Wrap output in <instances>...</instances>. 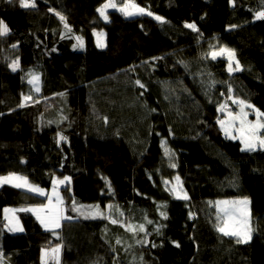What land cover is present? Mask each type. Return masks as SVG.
Instances as JSON below:
<instances>
[{
  "label": "trees",
  "instance_id": "16d2710c",
  "mask_svg": "<svg viewBox=\"0 0 264 264\" xmlns=\"http://www.w3.org/2000/svg\"><path fill=\"white\" fill-rule=\"evenodd\" d=\"M105 1L35 0L25 9L0 0L10 29L0 37V175L45 190L70 178L60 187L68 218L55 230L19 211L45 196L0 186V264H42V250L58 243L61 264H264V149L242 151L217 122L221 105L233 108L229 87L264 113V19L256 18L264 0H131L165 23L115 10L105 21L97 12ZM94 30L105 31L104 48ZM212 42L233 49L242 70L229 74L224 56L213 60ZM61 57L72 85L56 66ZM30 71L41 89L24 101ZM176 177L187 200L164 186ZM245 197L253 231L238 244L217 231L210 202ZM6 206L18 208L23 231L8 230ZM97 206L103 215L89 211Z\"/></svg>",
  "mask_w": 264,
  "mask_h": 264
},
{
  "label": "snow or ice",
  "instance_id": "6c2138e0",
  "mask_svg": "<svg viewBox=\"0 0 264 264\" xmlns=\"http://www.w3.org/2000/svg\"><path fill=\"white\" fill-rule=\"evenodd\" d=\"M230 3L233 2V0H229ZM119 3L122 6L118 7L117 0H107L106 3L102 4L100 7L97 8V12L99 15L105 20L108 21V15L106 14V10L109 8L117 9L121 12L122 15L125 17H131L136 15H148V16H154V19L157 20L160 23H165L163 17L159 15H154L151 11L147 10L144 7H139L135 3L125 2V0H119ZM20 7L28 9V8H35V0H19ZM50 11H54L53 9H50ZM60 21L64 23V27L66 29H69V25L66 22V17L62 15L59 12L55 13ZM257 19H264V11H261L257 13L256 16ZM186 28L191 29L192 31L196 32L198 31L197 26L195 23H185L184 25ZM235 27V26H232ZM10 32V29L8 25L3 21L0 20V37H3L7 35ZM77 40L80 41L79 46L83 47V43L80 40L79 37H77ZM98 46H103L102 44L98 43ZM12 47H15L13 45ZM75 47V45H74ZM217 56H226L228 60V72L229 74L233 72L241 71V65L239 61L236 59V53L233 49L227 48V47H220L219 51H213L211 53V58L215 60ZM234 65V66H233ZM9 67L12 69V71H16L19 67L18 60H13L12 63L9 65ZM29 75L31 76V79H29V83L34 86L35 91H39V75L34 72H29ZM136 84L139 85L141 88L144 87V85L137 80ZM229 98L233 100V103H236L240 106V112L238 114H233L232 112L228 113V119L227 120H218L217 122L221 125L222 130L225 131L227 135H229L232 139H240L241 143L243 144L242 151L248 150V151H255L256 148L259 146L260 148L264 149V132L261 130H264V120L261 119V117H264V113H261L257 110V121L255 123L249 121L247 119L248 113L245 111V108H253L251 104H247L244 100L233 98L231 96L232 89L229 87L228 89ZM24 101H27L31 99L29 96L23 97ZM23 106V104H21ZM224 105H221L218 111H223ZM239 121V127L236 128V132L238 135H233L231 132V129L235 127V122ZM59 135V134H58ZM60 140H66V137L59 136ZM170 151L166 149L165 155H170ZM170 167L175 168L176 165L174 163L170 164ZM65 182H70V178L65 176L63 180H56L53 179L52 181V196H55V204L52 203V196H48L49 204L43 206L44 208H47L48 211L41 216L39 214L38 209H29V208H22L19 211H31L34 214L37 215V219L40 221L41 225L45 228V230H54L61 227V221L63 219H66L64 216V209L60 206L62 204V198L59 196L57 192V188L60 184H64ZM177 182L179 184V178L177 177ZM9 183L12 184L16 188H26L29 192H35L38 193L41 196L48 195L44 189L40 188L39 186L32 185L26 177L18 176L15 174H9L8 176L0 177V184ZM167 183V182H166ZM173 192H176V189H172ZM181 194H177V199H184L187 200L188 196L186 193H182V188L180 189ZM249 204L250 201L247 197L241 199V200H234V201H218L216 202L218 213H223V217H220L218 215V219L227 218L224 219L223 226H220V224L216 225V229L218 232L222 233L224 236H233L237 237L236 243H247L251 239V233L253 229L248 226L249 220H250V210H249ZM73 210H77L75 207ZM6 212L10 210H5ZM90 212H94L100 215H103V213L98 212V206L95 209H90ZM161 216L165 219L167 218V215L165 212L161 211ZM149 224L152 223V221H147ZM112 223H117L116 220H112ZM231 223V226H230ZM19 222L16 221L15 227H10L9 231H23L22 228L19 226ZM131 229V226H130ZM139 231L144 232L145 228L144 225L139 226ZM157 231H159L157 229ZM146 242V241H137V243ZM119 243V241H117ZM155 247V245H152ZM179 246V245H177ZM51 252L53 254V257L56 259L57 264H59V254H60V246L58 245L56 248L51 249ZM42 255V260H43ZM0 259H2V253H0Z\"/></svg>",
  "mask_w": 264,
  "mask_h": 264
},
{
  "label": "rangeland",
  "instance_id": "374dc122",
  "mask_svg": "<svg viewBox=\"0 0 264 264\" xmlns=\"http://www.w3.org/2000/svg\"><path fill=\"white\" fill-rule=\"evenodd\" d=\"M107 1H105L104 3H106ZM125 2H130V3H135V2H133V1H131V0H125ZM103 3V4H104ZM117 3H118V7L119 6H122L120 3H119V0H117ZM136 5H138L139 7H144V8H146L147 10H149L147 7H145V6H143V5H140V4H138V3H135ZM111 10H115V11H118L117 9H112V8H109V9H107L106 10V14H108V12L109 11H111ZM150 11V10H149ZM118 12H120V11H118ZM121 13V12H120ZM154 15H158V14H156V13H154V12H152ZM136 16H140V15H136ZM160 16V15H159ZM131 17H134V16H131ZM151 17H153L154 18V16H151ZM162 17V16H161ZM157 21V20H156ZM93 35H94V38H95V44H96V46L98 47V48H104L105 47V44H106V36H105V31L104 30H94V32H93ZM98 43L99 44H102L103 46H98ZM221 46H218V44L217 43H215V42H212L211 44H210V54L213 52V51H219V48H220ZM218 57V56H217ZM226 59H227V57L226 56H224ZM66 58H58L57 59V61H56V66H57V68L63 73V75L67 78V80H68V83L70 84V85H72V84H74L75 82H74V78L71 76V75H68V74H66V73H64L63 72V69H62V67H61V63L65 60ZM234 66V65H233ZM39 75V74H38ZM39 78H40V75H39ZM29 79H31V76L29 75ZM29 81V80H28ZM29 85H30V90H29V93H28V96L29 97H33V96H36V94L39 92H37V91H35V89H34V86L32 85V84H30L29 83ZM39 89H41V80L39 79ZM234 98V97H233ZM229 100L231 101V103H232V107L233 108H228V107H224V110L223 111H221V115H220V117H219V119L218 120H227L228 119V113L229 112H232L233 114H238L239 112H240V106L238 105V104H236V103H233V100L232 99H230L229 98ZM246 102V101H245ZM247 104H251L252 106H253V108H245V111L248 113V116H247V119L249 120V121H251V122H253V123H255L256 121H257V115H256V112H257V110L259 111V112H261V113H263L259 108H257L254 104H252V103H249V102H246ZM261 119L262 120H264V117H261ZM219 124V123H218ZM219 126H220V128H221V125L219 124ZM239 127V121H236L235 122V127H233L232 129H231V132H232V134L233 135H238V133L236 132V128H238ZM221 130H222V128H221ZM262 131V130H261ZM222 132L226 135V136H228V137H230L229 135H227L226 133H225V131L224 130H222ZM231 138V137H230ZM237 140H239L240 141V139H237ZM240 143H241V141H240ZM241 146H242V148H243V144L241 143ZM162 147H163V150H164V153H165V151H166V149L167 150H169L167 147H166V145H165V142L164 141H162ZM257 148H260L259 146L257 147ZM256 148V149H257ZM170 151V150H169ZM170 155H165L168 159H171V157H172V152L170 151ZM11 174H15V175H18V176H23V175H21V174H17V173H11ZM8 175V174H7ZM4 175H0V177H3ZM23 177H25V176H23ZM56 180H63V178H55ZM5 184H9V183H5ZM32 184V183H31ZM65 184V183H64ZM64 184H60L59 186H58V188H57V192H58V194H59V196L61 197V192H60V187L62 186V185H64ZM2 184H0V186H1ZM9 185H12V184H9ZM33 185V184H32ZM13 186V185H12ZM36 186V185H35ZM164 186H165V188L167 189V191H169L171 194H173V195H177V194H181V192H180V189L182 188V193H185L184 192V190H183V187H182V185H181V182H180V180H179V184H178V182H177V177L176 178H174L173 179V181L172 182H165L164 183ZM52 188H53V186L51 185V187L48 189V190H45V192L48 194V195H46L45 197H46V200H45V202L44 203H42V204H38V205H32V206H29L30 207V209H39L40 211H39V214L41 215V216H43L47 211H48V209L47 208H44L43 206H45V205H48L49 204V200H48V196H52ZM173 188H175L176 189V192H173L172 191V189ZM20 189H24V188H20ZM25 190H27L26 188H25ZM38 194V193H37ZM241 199H243V198H233V199H220V200H215V201H212V202H210V205H211V207H213L214 208V210H215V212H216V214H215V216H216V225L217 224H220V226H223V222H224V219H227V218H222V219H218V215L220 216V217H223V213H218V209H217V205H216V202H218V201H234V200H241ZM55 202H56V200H55V196H52V203L53 204H55ZM62 208H63V204H61L60 205ZM249 210H250V204H249ZM10 210V211H8V212H6L5 210ZM64 209V208H63ZM17 210H18V208H14V207H10V206H6L5 208H4V213H3V215H4V219H5V223H6V227L8 228V230H9V228L10 227H15L16 226V221H18L19 222V225L22 227V224H21V221H20V219H19V216H18V214H17ZM36 215V214H35ZM37 216V215H36ZM64 216L66 217V218H68L67 216H66V214H65V211H64ZM87 216H92V214L90 213L89 215H87ZM40 222V221H39ZM41 224V223H40ZM18 225V226H19ZM230 226H231V223H230ZM248 226H250V220H249V224H248ZM22 229H23V227H22ZM10 232H13V233H19V232H21V231H10ZM231 237H233V236H231ZM235 240L237 239V237H233ZM60 246V254H59V264H61L62 263V261H63V257H62V252H63V247H62V244H60V243H58V244H56V245H54V246H52L51 248H48V249H44L43 250V260L41 261L42 262V264H49V263H55V264H57V261H56V259L53 257V254H52V252H51V249H54V248H56L57 246Z\"/></svg>",
  "mask_w": 264,
  "mask_h": 264
},
{
  "label": "crops",
  "instance_id": "0c3cea01",
  "mask_svg": "<svg viewBox=\"0 0 264 264\" xmlns=\"http://www.w3.org/2000/svg\"><path fill=\"white\" fill-rule=\"evenodd\" d=\"M36 95H38V93L36 94ZM28 96V95H27ZM9 175V174H8ZM7 174L6 175H4V176H8ZM25 189V188H24ZM29 209H30V207H28ZM36 209V208H35ZM39 210V209H38ZM3 213H4V210H3ZM33 213V212H32ZM36 216V215H35ZM37 217V216H36ZM39 221V220H38ZM19 227L20 228H22L20 225H19ZM55 230V229H54ZM42 255H43V250H42V252H41V261H42Z\"/></svg>",
  "mask_w": 264,
  "mask_h": 264
}]
</instances>
